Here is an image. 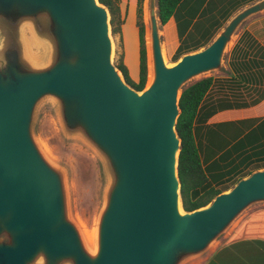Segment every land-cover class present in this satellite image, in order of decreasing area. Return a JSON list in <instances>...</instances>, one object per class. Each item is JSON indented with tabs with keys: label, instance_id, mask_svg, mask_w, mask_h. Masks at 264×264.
Instances as JSON below:
<instances>
[{
	"label": "water",
	"instance_id": "95a60500",
	"mask_svg": "<svg viewBox=\"0 0 264 264\" xmlns=\"http://www.w3.org/2000/svg\"><path fill=\"white\" fill-rule=\"evenodd\" d=\"M262 13L264 0L243 8L209 45L170 65L148 0L153 79L137 92L112 63L110 17L97 0H0V264H185L264 204L262 169L185 212L175 129L182 89L221 70L241 26ZM45 98L109 174L93 252L67 216L61 173L32 137Z\"/></svg>",
	"mask_w": 264,
	"mask_h": 264
},
{
	"label": "trees",
	"instance_id": "16d2710c",
	"mask_svg": "<svg viewBox=\"0 0 264 264\" xmlns=\"http://www.w3.org/2000/svg\"><path fill=\"white\" fill-rule=\"evenodd\" d=\"M109 13L112 37L122 38L125 19L121 13L122 0H97ZM184 0H156L160 27L172 18L176 23L179 45L172 57L176 63L183 55L196 52L211 43L232 10L207 9L199 11L182 7ZM144 0H136V28L138 32L139 78L131 80L124 64V53L114 62L124 82L137 92L144 90L148 74V56L143 21ZM227 13V14H226ZM226 78H202L182 89L179 98V116L175 125L180 140L177 175L180 182L182 209L192 212L206 207L221 193L228 191L239 180L254 171L264 169V162L252 170H235L223 177L226 155L219 154L207 162L206 153L197 144L196 129L224 110L245 109L259 104L264 99V48L247 31H242L226 60ZM247 86V87H245ZM245 90V94L241 91ZM250 136V135H249ZM229 166V165H228ZM230 167V166H229ZM220 172V174H219ZM221 175V176H220Z\"/></svg>",
	"mask_w": 264,
	"mask_h": 264
},
{
	"label": "rangeland",
	"instance_id": "374dc122",
	"mask_svg": "<svg viewBox=\"0 0 264 264\" xmlns=\"http://www.w3.org/2000/svg\"><path fill=\"white\" fill-rule=\"evenodd\" d=\"M135 2L136 0H122L121 2L120 8L125 22L122 27V38L111 36V59L114 64L118 57L124 53V64L128 69L129 76L132 81L137 82L139 78V60ZM187 11L188 10L185 9L183 12L186 13ZM147 14L148 0H144L143 21L145 23V40H147L148 50V74L145 88L149 86V77L152 75L148 39H146L149 34ZM248 24H250V22L247 21L241 26L237 36L229 46L222 69L216 73L207 74L203 78L210 76L217 78L223 76L226 68L225 60H227L229 52L239 34L247 29ZM160 31L164 60L167 64H174L172 62V57L177 46H173V37L171 32L166 30L165 26L160 27ZM173 33L175 40L176 32ZM36 52H40V50L33 48V54H36ZM200 78L201 77L192 80L188 85L200 80ZM31 130L33 140L44 159L62 175L66 196L67 216L69 220L72 221L77 228L88 250L91 252L95 251V236L97 235L99 218L105 206L106 193L110 184L109 174L104 161L82 136L70 133L63 127L58 103L53 98H45L37 104L33 113ZM222 164L225 166L223 170L224 173L221 174L223 177H227L235 170L234 167H229L226 162ZM259 209H264V204L251 206L244 211L217 241L211 245L210 250H212L219 241L223 240L229 232L242 221L244 216ZM86 234L92 235L95 247L87 245L89 243L86 239ZM194 262L195 261L190 260L185 264H194Z\"/></svg>",
	"mask_w": 264,
	"mask_h": 264
},
{
	"label": "crops",
	"instance_id": "0c3cea01",
	"mask_svg": "<svg viewBox=\"0 0 264 264\" xmlns=\"http://www.w3.org/2000/svg\"><path fill=\"white\" fill-rule=\"evenodd\" d=\"M258 1L184 0L182 7L184 9L194 8L199 11L207 9L210 12L222 8L236 10L230 11L229 18L222 21L226 25L237 12ZM248 22L250 24L243 31H247L264 48V13L254 16ZM165 27L167 31L171 32L173 46L178 47L179 40L175 20L172 18ZM173 32H176L175 40ZM228 69L226 65L223 76L217 78H226ZM241 92L245 94V90ZM196 140L197 144L202 146L203 152L206 153L207 162L214 161L219 154H224L226 155L225 161L230 167L242 171L252 170L254 166L264 162V99L253 107L224 110L214 114L205 124L196 129ZM191 261H195L194 264H264V209L252 211L244 216L242 221L212 250L209 248L204 254Z\"/></svg>",
	"mask_w": 264,
	"mask_h": 264
},
{
	"label": "bare ground",
	"instance_id": "6f19581e",
	"mask_svg": "<svg viewBox=\"0 0 264 264\" xmlns=\"http://www.w3.org/2000/svg\"><path fill=\"white\" fill-rule=\"evenodd\" d=\"M147 35V34H146ZM146 39H148V47H149V59H150V66H151V70H152V56H151V43H150V36H149V34L147 35V37H146ZM146 48H147V40H146ZM163 48V47H162ZM147 56H148V50H147ZM148 58V57H147ZM149 66V67H150ZM150 81H149V83H148V85H150L151 84V82H152V79H153V76L152 75H150ZM87 235V241H88V243L89 244H87L88 246H90L91 245V247H95L94 245V243H93V237H92V235L91 234H86ZM96 237V236H95ZM86 241V242H87ZM90 247V248H91ZM89 248V249H90ZM94 249V248H93ZM93 251V250H92Z\"/></svg>",
	"mask_w": 264,
	"mask_h": 264
},
{
	"label": "clouds",
	"instance_id": "9594fccd",
	"mask_svg": "<svg viewBox=\"0 0 264 264\" xmlns=\"http://www.w3.org/2000/svg\"><path fill=\"white\" fill-rule=\"evenodd\" d=\"M0 59H2V58H0ZM6 67H7V62L5 61L3 67H0V71H2L3 68H6ZM0 239H2V238H0Z\"/></svg>",
	"mask_w": 264,
	"mask_h": 264
}]
</instances>
